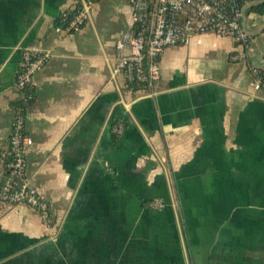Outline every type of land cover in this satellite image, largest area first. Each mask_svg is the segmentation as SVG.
<instances>
[{
    "label": "crops",
    "instance_id": "0c3cea01",
    "mask_svg": "<svg viewBox=\"0 0 264 264\" xmlns=\"http://www.w3.org/2000/svg\"><path fill=\"white\" fill-rule=\"evenodd\" d=\"M260 1L242 21L247 62L229 61L243 51L232 38L196 35L162 52L150 91L132 92L111 75L128 0L92 4L73 33L54 22L75 0H0V152L21 53L36 48L50 58L25 109V174L51 211L0 201V264H264Z\"/></svg>",
    "mask_w": 264,
    "mask_h": 264
},
{
    "label": "built area",
    "instance_id": "2783aa9c",
    "mask_svg": "<svg viewBox=\"0 0 264 264\" xmlns=\"http://www.w3.org/2000/svg\"><path fill=\"white\" fill-rule=\"evenodd\" d=\"M249 1L128 0L133 25L129 33L115 42L116 58L112 77L121 76L125 88L131 84H145L152 88L160 78L159 58L162 52L170 47L187 46L194 36L202 34L232 38L242 46L243 51L231 53L229 61L247 62L246 52L250 48V40L242 21ZM89 10L90 5L83 2L68 28L78 29L88 19ZM63 16L65 17L64 14ZM49 58L48 53L36 48L26 49L21 53L15 82L21 92L20 105L15 108L7 147L1 152L5 159H10L5 163L1 161L4 174L0 183L1 202L26 205L45 221L51 216L50 208L25 174L27 149L32 141L25 131V116L22 111L34 100L33 75L45 66ZM250 73L253 89H264V73L252 66ZM114 132L120 134L121 127ZM151 207L160 210L163 204L160 200H155Z\"/></svg>",
    "mask_w": 264,
    "mask_h": 264
},
{
    "label": "trees",
    "instance_id": "16d2710c",
    "mask_svg": "<svg viewBox=\"0 0 264 264\" xmlns=\"http://www.w3.org/2000/svg\"><path fill=\"white\" fill-rule=\"evenodd\" d=\"M99 1H101V0H75L74 6H73L72 9H69V10L64 11L61 15H59L56 18V20L54 22V27L55 28H61L63 30H66L67 33H73L74 31L82 28L84 26L85 22L82 23L81 25H79L78 26V29H75L73 27L72 28H68V27H69L70 23L73 21V19L76 17V15L78 14L79 10L82 7L83 2L85 4H88V5L91 6L92 4L97 3ZM249 11H252V12H255V13H258V14L263 15L264 14V3H262V4L258 5V6H252V7H250L249 8ZM63 14L65 15V17L63 16ZM126 89H128V90H130L132 92L141 91V90L148 92V91H150L151 88L149 86L145 85V84H143V85L142 84H131V85H127L126 86ZM31 103L32 102H30V104ZM18 105H20L19 101H17L16 107H18ZM22 112H23V115L25 116V108H23V111ZM7 143H8V139H7V142H6V147H7ZM1 152H0V161H3V163H5L6 160H9L10 159V157H7V159H5L1 155ZM150 207H151V204H150Z\"/></svg>",
    "mask_w": 264,
    "mask_h": 264
},
{
    "label": "water",
    "instance_id": "95a60500",
    "mask_svg": "<svg viewBox=\"0 0 264 264\" xmlns=\"http://www.w3.org/2000/svg\"><path fill=\"white\" fill-rule=\"evenodd\" d=\"M264 3V0L260 1V2H257V3H253V4H250V6H258L260 4Z\"/></svg>",
    "mask_w": 264,
    "mask_h": 264
}]
</instances>
